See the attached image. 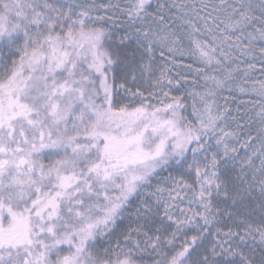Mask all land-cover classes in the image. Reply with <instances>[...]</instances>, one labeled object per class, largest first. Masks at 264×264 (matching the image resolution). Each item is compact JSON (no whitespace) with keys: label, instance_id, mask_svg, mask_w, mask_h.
<instances>
[{"label":"snow or ice","instance_id":"snow-or-ice-1","mask_svg":"<svg viewBox=\"0 0 264 264\" xmlns=\"http://www.w3.org/2000/svg\"><path fill=\"white\" fill-rule=\"evenodd\" d=\"M0 264H264V0H0Z\"/></svg>","mask_w":264,"mask_h":264},{"label":"rangeland","instance_id":"rangeland-1","mask_svg":"<svg viewBox=\"0 0 264 264\" xmlns=\"http://www.w3.org/2000/svg\"><path fill=\"white\" fill-rule=\"evenodd\" d=\"M246 67V65L244 66ZM262 78V69H261V64L259 62H256V67L253 70V76L252 79H250L248 81V85H251V83L253 82V80H259ZM235 95L239 96L241 95L240 93H235ZM244 99L246 100L247 97H244ZM225 101L221 98L220 99V104L224 105ZM228 105H230L232 107L233 112H235V106L239 103V100H235L232 99L231 97H229L228 101H227ZM243 151V150H241Z\"/></svg>","mask_w":264,"mask_h":264}]
</instances>
